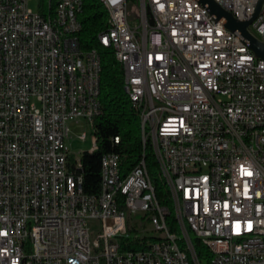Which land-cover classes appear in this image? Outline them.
Listing matches in <instances>:
<instances>
[{
  "label": "built area",
  "instance_id": "built-area-1",
  "mask_svg": "<svg viewBox=\"0 0 264 264\" xmlns=\"http://www.w3.org/2000/svg\"><path fill=\"white\" fill-rule=\"evenodd\" d=\"M28 1L0 0V264H189L187 225L219 262L264 264V131L254 130L264 123V60L242 35L200 0H109L113 28L97 37L116 35L110 48L131 98L179 183L184 216L172 211L173 229L144 151L125 174L119 154H103L99 192L83 191V151L74 156L66 139L69 122L83 123L96 148L100 57L79 47L80 0L45 12ZM213 1L243 21L260 0ZM260 3L248 27L264 43ZM154 176L168 194L163 174ZM119 194L141 235L123 231ZM147 237L146 252L127 251Z\"/></svg>",
  "mask_w": 264,
  "mask_h": 264
},
{
  "label": "trees",
  "instance_id": "trees-1",
  "mask_svg": "<svg viewBox=\"0 0 264 264\" xmlns=\"http://www.w3.org/2000/svg\"><path fill=\"white\" fill-rule=\"evenodd\" d=\"M57 0H39L40 11L48 10ZM106 10L99 0H82V10L78 14L81 30L77 34L79 47L83 50L94 48L100 57L99 102L101 112L94 117L92 133L96 148L84 150L81 155L82 187L85 193H98L101 183V157L108 152L119 154L120 170L125 174L142 156L152 175L155 193L168 210V223L174 229L173 203L170 194L154 176L157 172L150 140H143L140 131L139 113L124 90L123 68L114 57L112 49L98 42V33L107 27ZM119 141L115 142L114 137ZM168 191V189H167ZM170 197V199H169ZM190 233L198 260L211 264V253L207 247ZM154 239V237H147ZM146 239L130 241L127 249L141 245ZM179 245V239L176 238ZM136 243V245H135Z\"/></svg>",
  "mask_w": 264,
  "mask_h": 264
},
{
  "label": "bare ground",
  "instance_id": "bare-ground-1",
  "mask_svg": "<svg viewBox=\"0 0 264 264\" xmlns=\"http://www.w3.org/2000/svg\"><path fill=\"white\" fill-rule=\"evenodd\" d=\"M106 10L107 17V27L113 28V18H112V8H110L109 0H99ZM80 6H82V0H80ZM105 41H107V45L109 47H116V35L112 31H105V40L102 37H98V42L105 46ZM113 54H114V50ZM94 54L99 57L98 52L94 49ZM123 84L125 92L127 93L129 99L135 105L137 109V101L131 98L130 85H128L127 80H125V74L123 72ZM79 93H86V86H79ZM138 111V109H137ZM139 122H140V131L143 140L149 139L152 147L153 157L155 160L157 173L163 174L165 185H167L168 192L170 194L173 209L175 216H184V201L180 198V188L179 183H177V178L174 177L173 170L170 167H166L164 165V157H161V150L159 144H157L156 137H148L147 125L144 124V118L141 117L139 113ZM254 130H262L264 131V123H254ZM93 149H89L88 151H92ZM144 161V160H143ZM107 171H109V156L102 155L101 157V175H107ZM117 210L122 211L123 213V231H133L136 227V220L134 218V208L132 206H126V194L117 195L116 199ZM176 225L180 226V219H175ZM192 233L197 239H200V232L196 231L195 225H187V235L184 236V243H191ZM140 242V241H139ZM208 248V241H200ZM136 245V243H135ZM149 245H154V239L145 240L141 245L135 248L127 249V251L131 252H146L149 249ZM170 246H179L176 238H170ZM211 253V264H225L218 261L216 258V250L208 249ZM188 261L189 264H200L196 251H188Z\"/></svg>",
  "mask_w": 264,
  "mask_h": 264
},
{
  "label": "water",
  "instance_id": "water-1",
  "mask_svg": "<svg viewBox=\"0 0 264 264\" xmlns=\"http://www.w3.org/2000/svg\"><path fill=\"white\" fill-rule=\"evenodd\" d=\"M202 3H207L211 12L215 13L216 15L222 17L226 20V27L233 31L238 32L243 37V42L250 48V50L254 53L255 56L264 60V43H262L258 38H256L250 31H249V24L257 15L260 6L261 0L256 5L254 13L246 20L238 21L233 16L223 10L218 4H216L213 0H200Z\"/></svg>",
  "mask_w": 264,
  "mask_h": 264
},
{
  "label": "rangeland",
  "instance_id": "rangeland-1",
  "mask_svg": "<svg viewBox=\"0 0 264 264\" xmlns=\"http://www.w3.org/2000/svg\"><path fill=\"white\" fill-rule=\"evenodd\" d=\"M28 7L34 11H37L39 8V0H29ZM69 128H70V136L66 139V143L70 152L74 156L75 155L78 156L79 151L89 150L92 147V134H91V128L89 126H86L83 123L77 124L75 122H69ZM82 132H85L84 139L78 137ZM93 225L94 223H90V226L92 228ZM152 233L153 231H147V234L149 235H152ZM135 234L141 235L142 234L141 229L136 228L132 232H129L130 237H134Z\"/></svg>",
  "mask_w": 264,
  "mask_h": 264
}]
</instances>
